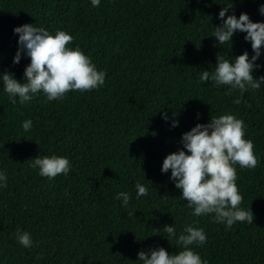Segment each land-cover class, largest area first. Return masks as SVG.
I'll return each mask as SVG.
<instances>
[{"label": "trees", "instance_id": "16d2710c", "mask_svg": "<svg viewBox=\"0 0 264 264\" xmlns=\"http://www.w3.org/2000/svg\"><path fill=\"white\" fill-rule=\"evenodd\" d=\"M261 5L264 0H100L99 7L91 0H0V72L25 82L30 59L22 54L13 63L14 29L31 24L52 35L68 32L70 46L106 73L98 89L54 101L41 92L23 104L18 97L13 104L0 81V171L7 174V187H0V264H139L140 251L181 250L167 241L165 225L177 235L187 225L203 228L206 243L192 247L207 264H264V85L237 105L239 90L226 95L227 86L200 81L218 55H253L245 33H235L232 45L213 37L222 8L230 7L225 18L246 13L264 22ZM256 63L259 78L264 48ZM225 114L243 119L259 158L255 169L237 166L240 207L251 208L254 220L231 229L214 223V215H192L171 172H161L166 156L183 150L184 133ZM26 120L33 125L28 132ZM52 155L70 160L67 176L49 180L26 162ZM137 182L148 188L139 199ZM120 192L131 196L126 207L116 199ZM17 228L30 233L32 247L18 243Z\"/></svg>", "mask_w": 264, "mask_h": 264}, {"label": "clouds", "instance_id": "9594fccd", "mask_svg": "<svg viewBox=\"0 0 264 264\" xmlns=\"http://www.w3.org/2000/svg\"><path fill=\"white\" fill-rule=\"evenodd\" d=\"M91 4L99 7L100 0H91ZM229 9L223 7L219 12L221 23L214 26L213 37L220 46L226 43L232 45L235 33H245L244 39L250 42L253 55L249 57L247 51L231 59L218 55L213 70H203L200 81H211L216 87L227 86L229 91L226 95L239 90L240 98L233 101L239 105L245 92L260 90L264 85V76L255 78L253 75L261 67L256 62L264 48V22H253L246 13H241L239 18L235 14L225 18ZM259 12L264 15V5L260 6ZM14 34L19 39L13 63L19 64L22 54L30 59V63L24 70L23 83L8 71L0 72L3 91L13 104L17 102L16 97L23 104L42 92L48 101L62 100L70 91L84 93L104 85L106 73L98 70L79 46H70L74 37L68 32L57 30L52 35L43 27L25 24L16 27ZM163 118L167 120V115L164 114ZM32 126L31 120L22 124L25 132L30 131ZM172 126L177 127L178 123L174 121ZM246 128L243 119L235 115L212 116L209 123H198L182 135L183 150L168 154L161 168L162 173L171 172L170 179L182 193L180 198L187 202L188 208L194 210L192 215H214L213 222L225 224L227 229L237 222L252 225L254 220L251 208L246 210L240 207L243 196L239 194L236 184L237 166L255 169L259 165L253 141L245 139ZM29 161L30 167L38 168L39 175L49 180L60 174L67 176L72 168L70 160L64 156H37L26 162ZM0 187H7V174L4 171H0ZM135 189L137 199L148 195V188L140 182L135 184ZM116 199L122 200V206L126 207L131 196L128 192H120ZM162 230L168 234L167 241L174 239L181 250L175 254H169L163 247L140 251L137 254L139 264H207L192 247L206 243L203 228L187 225L179 235L174 226L165 225ZM152 231L158 233L161 230ZM15 236L23 247L33 246L29 232L17 228Z\"/></svg>", "mask_w": 264, "mask_h": 264}]
</instances>
